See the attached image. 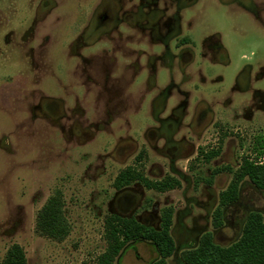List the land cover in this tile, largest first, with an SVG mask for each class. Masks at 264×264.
I'll list each match as a JSON object with an SVG mask.
<instances>
[{
	"label": "rangeland",
	"instance_id": "rangeland-1",
	"mask_svg": "<svg viewBox=\"0 0 264 264\" xmlns=\"http://www.w3.org/2000/svg\"><path fill=\"white\" fill-rule=\"evenodd\" d=\"M252 2L264 5V0ZM104 3L120 14L133 13L139 7L145 12L155 11L146 0H0V264L14 243L24 248L27 264H99L98 256L108 246V216L135 217L159 229L166 207L174 209L171 233L177 247L168 264H186L181 253L198 246L203 234L212 232L216 243L228 246L241 236L251 211L264 216V189L246 178L239 199L224 208L223 226L213 225L220 193L240 167V158H254V135L264 131V120L234 122L229 125L243 131L237 137L209 139L213 151H220L211 162L190 164L178 159L172 164L167 151L161 149L162 140L153 146L148 141L153 134L117 127L122 122L118 117L124 115L114 119L101 116L103 106L98 99L116 85L106 86L101 78L105 60L111 55L121 61L119 55L125 45H130L125 38L111 40L93 30L97 9ZM219 22L228 24L225 17ZM246 27L250 32L246 39L237 36L234 42L232 56L237 64L242 63L243 54L252 63L263 56L257 49L264 47V38L252 23ZM9 32H15V42L7 48ZM22 34L30 38L20 49L18 37ZM225 40L231 42L230 33ZM10 48L8 67L5 54ZM30 48L35 53L41 51L44 66L53 65V71L43 67L40 83L28 70L25 52ZM111 68L115 70L114 65ZM8 70L13 77L9 96L4 86ZM258 72L253 71V79ZM53 73L57 74L56 81ZM222 73L230 77L234 72ZM158 86L159 80L155 93ZM125 89L126 93L133 90ZM128 167L145 179L155 181L170 175L181 184L159 192L135 182L129 186L128 195L131 204L138 202V209H119L123 205L116 201L119 190L114 181ZM56 191L63 193L70 229L62 241L36 229L39 210ZM157 256L152 243L138 241L128 245L116 263L149 264Z\"/></svg>",
	"mask_w": 264,
	"mask_h": 264
},
{
	"label": "flooded vegetation",
	"instance_id": "flooded-vegetation-1",
	"mask_svg": "<svg viewBox=\"0 0 264 264\" xmlns=\"http://www.w3.org/2000/svg\"><path fill=\"white\" fill-rule=\"evenodd\" d=\"M146 1L155 11L145 12L139 7L133 13L120 14L107 3L97 9L92 28L99 37L130 41V45L123 48L122 56L119 53L121 61L111 55L105 60L101 78L106 86L111 83L117 86L98 99L103 106L101 116L114 119L124 115L118 117L122 122L117 127L135 133L143 129V133L153 134L148 140L153 146L162 140L161 149L167 151L172 164L178 159L190 164L211 162L217 157L213 155L209 139L237 137L243 131L229 125L234 122L264 120V47L257 49L263 56L254 63L247 54L242 55L241 64L232 56L237 36L246 39L247 32L250 33L246 27L248 23H252L264 38V5L252 0ZM221 17L227 19V28L218 23ZM229 33L231 42L227 43L225 36L229 37ZM29 38L24 34L18 37L20 49ZM14 42L15 32H9L5 45L8 48ZM154 43L159 45L154 47ZM10 50L5 54L7 65L11 63ZM34 53L31 48L25 52L28 70L35 73L40 83L43 69L49 67L53 71V65L44 66L41 51ZM19 65L23 66L21 62ZM257 69V78L253 79V71ZM224 70L234 73L226 77L222 73ZM6 76L4 86L9 96L13 81L10 70ZM53 77L56 81L57 74L53 73ZM157 80L160 86L155 93ZM126 87L133 90L126 93ZM41 102L39 115L43 112ZM7 110L9 115L10 109ZM128 118H132L131 122ZM261 135L264 131L256 133L254 139ZM131 154L132 151L128 153ZM240 161L243 162V158ZM168 178L174 177L165 175L152 181L164 182ZM135 182L141 181L134 180L120 188L115 186L119 190L116 201L123 205H119V209H138V202L131 204L133 201L130 203L128 195L129 186Z\"/></svg>",
	"mask_w": 264,
	"mask_h": 264
},
{
	"label": "trees",
	"instance_id": "trees-1",
	"mask_svg": "<svg viewBox=\"0 0 264 264\" xmlns=\"http://www.w3.org/2000/svg\"><path fill=\"white\" fill-rule=\"evenodd\" d=\"M254 158L244 156L240 167L226 189L220 193L219 205L214 211L213 225L220 228L224 224V208L239 199L241 183L248 178L257 188L264 189V135L254 139ZM215 151L213 155H218ZM231 169V168H230ZM140 180L148 189L166 192L180 186V181L168 178L164 182L145 179L141 173L129 167L120 172L114 185L118 188ZM212 182V179L209 181ZM64 197L61 191L51 195L37 215L36 229L50 238L62 241L69 235V223L64 211ZM174 209L166 207L162 211L161 226L156 229L138 221L135 217L108 216L105 220L106 250L98 256L99 264H117L120 253L134 242L152 243L158 256L149 264H168L176 243L171 233ZM186 264H264V216L260 211H251L245 221L241 236L231 245L223 246L215 242L212 232L202 235L198 246L181 253ZM1 264H27L24 248L11 245Z\"/></svg>",
	"mask_w": 264,
	"mask_h": 264
}]
</instances>
